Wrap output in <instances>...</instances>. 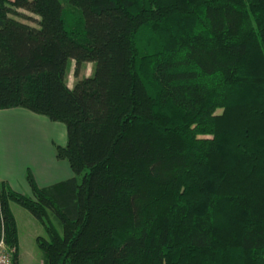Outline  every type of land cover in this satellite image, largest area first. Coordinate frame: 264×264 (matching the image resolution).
<instances>
[{
    "label": "trees",
    "instance_id": "trees-1",
    "mask_svg": "<svg viewBox=\"0 0 264 264\" xmlns=\"http://www.w3.org/2000/svg\"><path fill=\"white\" fill-rule=\"evenodd\" d=\"M69 61L92 74L69 86ZM11 108L65 125L74 173L0 181L13 264L11 201L42 264H264V0H0Z\"/></svg>",
    "mask_w": 264,
    "mask_h": 264
},
{
    "label": "crops",
    "instance_id": "crops-1",
    "mask_svg": "<svg viewBox=\"0 0 264 264\" xmlns=\"http://www.w3.org/2000/svg\"><path fill=\"white\" fill-rule=\"evenodd\" d=\"M41 116L25 108L0 110V181H6L12 189L27 196H32V191L22 190V186L29 187L28 171H31L35 181L41 187L66 180L74 175L69 162L56 156L55 146H64L67 143L65 125L56 121L49 122ZM37 121L46 124L55 133L44 136L38 132L35 137L32 134L35 126L27 124ZM41 139L46 140L43 148L37 143ZM10 207L15 216L18 231V261L20 225L12 203ZM25 218L28 216L25 215Z\"/></svg>",
    "mask_w": 264,
    "mask_h": 264
},
{
    "label": "rangeland",
    "instance_id": "rangeland-1",
    "mask_svg": "<svg viewBox=\"0 0 264 264\" xmlns=\"http://www.w3.org/2000/svg\"><path fill=\"white\" fill-rule=\"evenodd\" d=\"M21 12H23V15L20 17V20L32 25H37L38 16L36 14L25 10H22ZM93 66H94L93 63L85 62L80 66L78 73H75V62L69 61L68 75H67V81L69 83V86L72 87L75 84L78 77L82 78L91 75L93 72ZM41 117H44L47 120H49V122H52L46 116L42 115ZM27 125H30L32 127L33 125L35 126V131L32 133L35 137H37L38 132H40V134L42 133L44 136L54 132V130H52L49 126H47L44 123H39L38 121L34 123L30 122ZM27 139L29 141V138ZM44 142H46V140L41 139V141L37 143L40 144V146H42L43 148ZM22 187H23L22 190H31L30 186L26 188L25 186ZM10 203H12L14 207V210L16 212V217L20 225L19 235L21 240H20V252L18 254V263L41 264L42 253H41V249L39 248L38 238L41 237V238L49 239V235L45 225L40 220H38L28 209L23 207L18 202L11 201ZM25 215L28 216V218H25ZM54 224L57 226L58 229H60L57 222H55Z\"/></svg>",
    "mask_w": 264,
    "mask_h": 264
},
{
    "label": "built area",
    "instance_id": "built-area-1",
    "mask_svg": "<svg viewBox=\"0 0 264 264\" xmlns=\"http://www.w3.org/2000/svg\"><path fill=\"white\" fill-rule=\"evenodd\" d=\"M14 247H9L2 234L0 239V264H13Z\"/></svg>",
    "mask_w": 264,
    "mask_h": 264
},
{
    "label": "bare ground",
    "instance_id": "bare-ground-1",
    "mask_svg": "<svg viewBox=\"0 0 264 264\" xmlns=\"http://www.w3.org/2000/svg\"><path fill=\"white\" fill-rule=\"evenodd\" d=\"M2 234L4 235V232H2ZM2 234H1V236H2Z\"/></svg>",
    "mask_w": 264,
    "mask_h": 264
}]
</instances>
